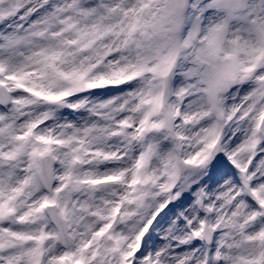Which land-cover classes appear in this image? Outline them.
I'll return each instance as SVG.
<instances>
[{"label":"snow or ice","instance_id":"6c2138e0","mask_svg":"<svg viewBox=\"0 0 264 264\" xmlns=\"http://www.w3.org/2000/svg\"><path fill=\"white\" fill-rule=\"evenodd\" d=\"M0 264H264V0H0Z\"/></svg>","mask_w":264,"mask_h":264}]
</instances>
